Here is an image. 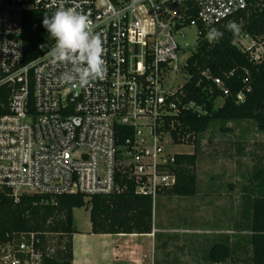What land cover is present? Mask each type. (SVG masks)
<instances>
[{
	"label": "built area",
	"instance_id": "built-area-1",
	"mask_svg": "<svg viewBox=\"0 0 264 264\" xmlns=\"http://www.w3.org/2000/svg\"><path fill=\"white\" fill-rule=\"evenodd\" d=\"M249 5L250 0H0V41L10 47L0 52V87L10 90L8 111L0 115V188L15 198L78 193L89 199L118 190L121 173L135 193L154 202L177 178L175 154L163 151L170 136L160 130L175 112L167 74L185 52L175 36L192 28L196 45L208 39L210 28ZM61 6L88 16L103 43L104 75L83 87L62 80L65 67L50 58V37L24 61L25 14H52ZM241 36L250 45L239 48L255 61L264 59V42ZM43 261L33 233L0 243V264Z\"/></svg>",
	"mask_w": 264,
	"mask_h": 264
},
{
	"label": "trees",
	"instance_id": "trees-1",
	"mask_svg": "<svg viewBox=\"0 0 264 264\" xmlns=\"http://www.w3.org/2000/svg\"><path fill=\"white\" fill-rule=\"evenodd\" d=\"M50 15L42 11L25 14L24 61L35 57L37 43L49 37L41 22L44 16ZM229 23H234L236 28L227 30L225 26ZM34 26L36 30L33 31ZM212 28L223 32L222 38L197 41L181 66L187 76L185 82L168 98L175 104V112L168 115L160 127L169 134L174 145L193 146L194 152L175 154L176 182L158 196L196 194L198 138L209 129L211 122L248 120L264 134V59L255 61L249 51L235 44L240 35L264 42V0H250L246 9ZM9 94L8 87H0V115L8 111ZM218 98L223 101L221 106L215 107ZM189 103L194 106L190 107ZM247 180L241 218L249 233L250 264H264V165L255 167ZM116 182L118 190L89 199L78 193L53 196L21 193L15 198L10 190L0 188V243L16 240L21 233H33L44 264H71L72 235L75 233L72 211L86 206L92 234L151 233L155 201L135 193L133 182L125 174L118 173ZM234 253L226 241L218 240L208 247L205 258L217 264L230 259Z\"/></svg>",
	"mask_w": 264,
	"mask_h": 264
},
{
	"label": "rangeland",
	"instance_id": "rangeland-1",
	"mask_svg": "<svg viewBox=\"0 0 264 264\" xmlns=\"http://www.w3.org/2000/svg\"><path fill=\"white\" fill-rule=\"evenodd\" d=\"M175 36L184 54L176 69L167 74L171 90L186 80L182 62L195 48V31L186 28ZM238 47H248L247 37L238 36ZM218 98L215 107L222 104ZM227 129V131L223 130ZM195 165L197 193L192 197L169 196L161 206L153 205L154 238L144 235L106 234L90 236L88 206L72 211V261L88 259L96 264H213L206 250L218 240L226 241L234 254L217 264H250L249 233L241 218L244 187L253 169L264 165V134L252 121L220 123L213 121L198 138ZM170 154H191L193 146L174 145L169 139L163 148ZM240 224V225H239ZM82 234H86L85 238ZM98 235V234H96Z\"/></svg>",
	"mask_w": 264,
	"mask_h": 264
},
{
	"label": "clouds",
	"instance_id": "clouds-1",
	"mask_svg": "<svg viewBox=\"0 0 264 264\" xmlns=\"http://www.w3.org/2000/svg\"><path fill=\"white\" fill-rule=\"evenodd\" d=\"M42 26L54 42L50 48V58L65 67L62 80L76 83L83 87L94 79L104 75V48L101 37L93 31L88 16L76 8L58 7L50 16H44ZM227 30H234L236 25L229 23ZM223 32L210 28L208 39L218 41ZM0 41V52L8 53L9 45ZM18 57V53H17Z\"/></svg>",
	"mask_w": 264,
	"mask_h": 264
},
{
	"label": "crops",
	"instance_id": "crops-1",
	"mask_svg": "<svg viewBox=\"0 0 264 264\" xmlns=\"http://www.w3.org/2000/svg\"><path fill=\"white\" fill-rule=\"evenodd\" d=\"M196 193H197V187H196ZM196 195V194H195ZM190 197H192V196H190ZM167 198H169V196H167V195H161V196H158L157 197V200H158V202H159V204L162 206L164 203H165V200H167ZM157 202V203H158ZM157 203H156V201H155V211H156V209H157ZM154 205V204H153ZM89 226H90V222H89ZM157 231H159V229L156 227V226H153V210H152V232L151 233H149V234H147V236H150V237H153L154 238V243H153V247H154V252H155V248H156V244H155V235H156V233H159V232H157ZM75 234V233H74ZM73 234V235H74ZM90 236H105L106 234H98V235H96V234H92V233H88ZM72 235V236H73ZM86 234H82V237L83 238H85V237H87V236H85ZM141 235H144V234H141ZM118 236H122V234H118ZM129 236H137V234H129ZM79 264H96V263H94L93 261H90V260H88V259H82V260H80L79 261Z\"/></svg>",
	"mask_w": 264,
	"mask_h": 264
}]
</instances>
